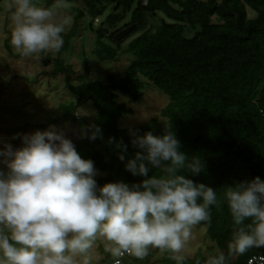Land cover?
I'll return each mask as SVG.
<instances>
[{"label":"trees","instance_id":"16d2710c","mask_svg":"<svg viewBox=\"0 0 264 264\" xmlns=\"http://www.w3.org/2000/svg\"><path fill=\"white\" fill-rule=\"evenodd\" d=\"M80 2L70 28L63 33V46L59 52L39 57L43 65L52 62V69L44 72L55 77L63 74L66 89L73 100L60 104V114L48 118L45 125L75 121V110L89 105L94 119L84 126L96 125L103 139L73 141L83 159H91L101 173L98 185L122 181L138 183L124 170L117 159L118 144L127 146L131 157L137 151L131 146L129 133L142 136L151 131L163 135L172 131L180 142V150L188 156L197 155L204 161V171L196 177L217 192V203L210 207V222L203 227L215 250L225 251L235 230L232 224L224 190L227 186L251 181L259 177L264 181V0H65ZM47 6L56 0H44ZM246 7L256 16L247 18ZM94 31L92 54L98 61L116 60L120 53L131 56L121 72H112L102 79L87 80L89 60L83 57V71L78 84L71 82L72 67L65 63L62 52L77 34L78 21H92L101 17ZM162 15L167 21L159 19ZM219 23H212V17ZM127 22L122 23L124 19ZM118 26V24H120ZM134 25L136 34L116 40L114 36L123 28ZM11 52L7 41L4 43ZM139 76L146 78L169 98L159 117L146 123L120 128L118 121L128 110L118 95L138 102L142 96ZM35 81V77H24ZM127 158V157H126ZM155 170H150L152 175ZM245 223H250L246 221ZM107 262L110 254L103 250ZM263 255L264 249H250L244 255L230 259L229 264H244L251 255ZM172 254L162 251L159 264H175ZM141 259H131L136 264ZM207 259L199 252L185 258L184 264H205ZM108 264V263H107Z\"/></svg>","mask_w":264,"mask_h":264},{"label":"clouds","instance_id":"9594fccd","mask_svg":"<svg viewBox=\"0 0 264 264\" xmlns=\"http://www.w3.org/2000/svg\"><path fill=\"white\" fill-rule=\"evenodd\" d=\"M65 0H56L61 6ZM11 45L23 56L60 51L71 16L57 17L34 0H11ZM75 134V133H74ZM137 151L127 155L118 144L117 159L138 183L98 185V170L83 159L72 140L55 125L31 134H17L22 146L0 148V264H92L98 238L112 257L129 254L143 259L150 248L172 254L175 264L192 229L210 222L217 192L193 179L204 161L180 150L169 129L129 133ZM79 139H103L99 126H83ZM127 157V158H126ZM150 170H155L149 175ZM235 230L225 251L209 255L205 264H229L250 249H264V181L254 177L224 190ZM250 221V223H245ZM264 260V258H262ZM115 264H120L119 260Z\"/></svg>","mask_w":264,"mask_h":264},{"label":"rangeland","instance_id":"374dc122","mask_svg":"<svg viewBox=\"0 0 264 264\" xmlns=\"http://www.w3.org/2000/svg\"><path fill=\"white\" fill-rule=\"evenodd\" d=\"M43 2L44 0H34L38 7L52 8L58 18L68 15L73 20L75 10L82 8L80 2H64L59 7L57 4L47 6ZM10 5L11 0H0V148L3 147L4 143H10L13 149L19 148L22 146L21 140L19 136L12 139L13 136L31 134L37 130L44 131L50 125H55L58 131H63L66 138L73 142L78 139L79 130L84 126V123L93 121L94 110L85 104L75 110V121L45 125L48 118L59 116V105L72 101L73 96L65 87L63 74L55 77L44 74V72L51 71L52 62L43 65L39 54L25 57L11 45L13 25ZM109 9L101 17L92 21L91 30L86 26L89 22L88 18L79 19L77 34L69 41L67 49L61 54L65 63L72 67L71 82L74 84L79 83L78 77L83 71V57L89 60L90 65L87 80L102 79L109 73L121 72L131 59L129 54L119 52L116 60L98 61L92 54L94 31L109 12ZM246 14L247 18L256 16L248 7H246ZM157 16L158 18L153 23L159 19L167 21L162 15L158 14ZM127 21L126 18L122 23ZM211 21L212 23H219L214 16ZM120 25L121 23L118 24V26ZM132 31L133 29L121 40L131 34ZM135 36L136 34H131L124 39L121 47L125 46ZM5 41L10 45L11 52L5 49ZM49 53L51 52H45L43 56ZM50 56L52 57L54 54ZM24 77H35V81H28ZM139 79L142 83V96L138 102H131L126 96L118 95V101L123 102L128 110L118 121L120 128L140 126L153 117H159L161 109L169 101L168 96L146 78L139 76ZM0 168H3V165H0ZM98 173L100 176L101 173L99 171ZM192 232L193 237L181 255L190 259L199 252L207 259L215 250L213 242L210 241L203 227L195 225ZM103 250L105 251V241L98 238L92 250V264L108 263L109 260L106 262L104 259ZM161 254V250L150 248L148 254L136 264H159Z\"/></svg>","mask_w":264,"mask_h":264},{"label":"built area","instance_id":"2783aa9c","mask_svg":"<svg viewBox=\"0 0 264 264\" xmlns=\"http://www.w3.org/2000/svg\"><path fill=\"white\" fill-rule=\"evenodd\" d=\"M134 258V256H131L129 254H125L121 257H110L108 264H115V261L118 259L120 264H129V262H131V259ZM262 258H264L263 255H251L249 257L246 258L245 263L244 264H264V260H262Z\"/></svg>","mask_w":264,"mask_h":264},{"label":"water","instance_id":"95a60500","mask_svg":"<svg viewBox=\"0 0 264 264\" xmlns=\"http://www.w3.org/2000/svg\"><path fill=\"white\" fill-rule=\"evenodd\" d=\"M134 25L127 26L123 29H121L115 36L114 38L116 40L121 39L123 36H125L127 33H129L133 29Z\"/></svg>","mask_w":264,"mask_h":264}]
</instances>
